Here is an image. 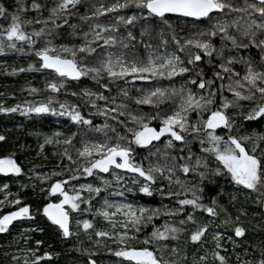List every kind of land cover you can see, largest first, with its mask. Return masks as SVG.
<instances>
[{"label":"snow or ice","instance_id":"snow-or-ice-1","mask_svg":"<svg viewBox=\"0 0 264 264\" xmlns=\"http://www.w3.org/2000/svg\"><path fill=\"white\" fill-rule=\"evenodd\" d=\"M80 0H59L53 8L49 10V16L44 18V21L51 20V29H58L60 25L56 23V16L63 15L65 9L70 5L75 6ZM33 9L41 8V5L33 0L31 5ZM133 7L138 9V12H134L129 15H116L115 20L125 24L132 25L137 21H142L140 29L141 36L149 34L154 25L151 21L159 20L163 24H169V16L176 14L178 16L186 18L207 19L210 22V27H206L204 31L193 33L190 37L181 38L178 37L175 32L171 34L172 40L175 42L177 48L181 52L187 53V64L196 65V62L202 61L205 57L208 58V63H212L213 53L217 57H223L222 48H217L211 38L220 35L221 41L227 40L231 42L233 48H248L252 45L260 50L259 59L264 62V35L258 36V32L264 33V0H259V5L256 3H250L249 0H245V6H236L231 0H115V2L108 4L96 3L92 5L91 11H86L85 15L81 16L82 20H88L90 18L100 17L105 13L115 12L117 9H125ZM227 9L228 13H244L245 17H252V12L248 9H252L255 13L259 14L260 19L251 18L243 30L240 32L242 37L247 38V43L243 40L238 41L235 35L229 34V27L239 30V21L242 17L236 16L232 19H228V13L224 10ZM23 11V6H19L16 12L10 14V22L5 25H0V52L5 50V45L8 48H16V41H26L29 45H33L36 41L32 38L33 35L40 37L46 35L45 28L33 29L32 34L25 31L24 25L32 23H40L39 20H33L31 18L21 20L20 13ZM7 9L2 3H0V17L5 16ZM215 14H220L215 16ZM67 23V21H62ZM73 29L76 25L71 26ZM118 25L115 23H96L93 22L88 27L87 31L79 33L83 37V41L79 45H67L61 44L59 46L53 44L52 40H47L43 47L34 49L35 55L40 58V68L52 69L58 74L59 77H71L78 79L81 76H91L93 80H99L101 73H105L109 81H115L117 79L125 80H142L147 81L153 78H172L179 74H184L190 71L189 67L185 66L181 57L175 52H168L167 54L153 55L152 51H149L146 58H141L137 55H133L128 58L123 52L120 53H105V58L99 60L98 65L92 66L77 61V53H93L95 48L92 46L93 41H102L103 45H116L118 43L117 37L109 32L115 33ZM104 33L105 35H101ZM77 35L75 31L72 33ZM207 35L208 38H203ZM91 36V39L89 38ZM127 37L135 39L132 31H127ZM163 41V36L161 33ZM181 39L183 42L181 43ZM120 46L122 48L129 47L125 42V37L121 36L119 39ZM145 48L152 49V45L147 41H142ZM195 49V51H193ZM133 50L135 46L133 45ZM23 51V49H21ZM63 53V55L61 54ZM83 60V57H81ZM233 62L244 63L245 71L242 76L230 65ZM32 64L28 65L31 69ZM223 71L230 73L228 76L227 85H221V89L227 87L228 91L233 93V98H226L221 91L220 104L218 107L213 108L215 103V95L217 90L210 88L204 91L205 85H212L211 78L204 79L203 72L197 68L201 78L199 80L198 88L201 91L200 94L194 93L191 89L181 87L176 89L155 87L152 89L142 90L141 95L131 97L137 105H153L159 106L164 100H169L174 96H179L180 103L175 108L169 109L168 112H157L156 116L152 115H134L131 111L125 112L128 105L124 102H117L115 97L111 99L104 96L101 92H92L87 89H82V93L89 104L96 109L97 114L108 117L112 116L113 120H118L117 115L113 113H119L120 115H127L133 122L135 127H127V131L131 133L130 137L116 133V143H110L111 137L106 138L103 142H86L81 148L77 149L78 155L82 158V172H77V175H91L94 170H99L103 173H108L110 169L125 170L129 174L130 179H125V175L119 174L116 171H112L113 178L117 181H123L124 185H132L127 187L128 192L138 191L139 193L151 196L153 194L152 185L158 178L166 179L169 187L165 189L163 184L160 185L159 194L161 196L177 197V203L180 207L167 208V215H174L178 212H184V206H192L193 210L203 209L205 212L215 216L217 215L216 208L213 206L200 203L201 197L196 194V186H187L179 176L175 177L173 181V175L176 170L179 169L185 174L190 172H197L202 166L207 169L208 165L205 158L199 155L195 156V160H192L194 153L188 150L187 156L172 155L171 160L164 163H149L147 167L142 162H138L134 158V148L131 146L135 144L137 146L152 145L153 141H159L161 137L166 134L168 139L164 141V147L174 148L176 145L174 142H181V149H183L186 143H189L187 133L197 134L192 139H199L201 144V150L205 153H211L218 166L213 172L216 175L224 173L230 175L231 179L238 185L244 186L246 189L253 191H260L261 196L257 199L264 198V147H261V143L264 142V134L253 131L250 135H235L232 134V129L236 121L232 120L227 114L226 110L230 105H239L240 100H255L256 103L249 108L248 112L244 114V120L248 122L256 121L258 118L264 120V66L257 68L255 63L250 57H236L228 55L226 60L221 59L218 65ZM13 72L23 71V69H12ZM214 76L217 78H223L222 72H214ZM240 76L238 79L233 77ZM192 83L196 82L195 77H189ZM63 87V79L58 83L49 81L46 83V88L57 91ZM102 88H109L108 83H102ZM32 92H37L38 89L29 85ZM259 93V96L256 94ZM77 95V93H72ZM119 94L123 97H129V91L127 87L121 88ZM97 98L105 100L102 106H97ZM52 97H49L46 101L40 103H28L24 105H16L13 107H5L0 102V113L14 112L18 109L24 113H57L58 109L52 106ZM109 103L114 104L115 107H109ZM195 111L197 119L190 122L189 113ZM207 113L206 119L203 118ZM59 114L69 117L72 122L77 124L83 123L84 125H90L91 120L82 115L81 110L76 104H66L61 102L59 104ZM159 119V127H154L149 121ZM124 124V121H119ZM223 126L229 129L227 138L223 135H217L216 130ZM109 125L105 124L97 126L98 130L108 128ZM115 131V129H113ZM204 132V136L198 134ZM77 133L73 132L68 135L64 140V144H70L74 136ZM54 136H60V132H55ZM254 137V138H252ZM4 135H0V141L5 140ZM128 141V143H121L120 141ZM250 141V145H246L245 142ZM51 137H45L44 143H51ZM44 143L40 145L43 149ZM61 143V141H57ZM207 145L206 147L204 145ZM159 152V149H157ZM157 152H152L151 155H156ZM164 157L169 156L167 151L160 153ZM63 155L67 156L69 160H72V156L69 155L68 149H64ZM22 168L18 164L17 160L13 158L11 154L0 155V173H21ZM201 178L205 176V172L200 171L198 173ZM47 179L46 176L41 177ZM68 180L73 179L72 176L67 177ZM178 184L180 187L173 192L171 185L173 183ZM65 181L55 180L51 184L50 192L59 193L62 197L57 202L49 201L45 203L42 208L43 214L49 221L54 223L62 231L63 236L67 237L72 235L70 230V216L68 209L65 205L70 206L75 210L78 208V200L81 198V191L73 190L70 194L62 186ZM110 182L102 178V185L94 186L92 184H80L79 189H86L90 193H99L101 187L107 186ZM138 187H133L137 186ZM7 188V185H3ZM182 190V191H181ZM192 193V198L183 196L184 193ZM123 195V193H120ZM91 199V196L88 197ZM88 200H84L87 203ZM5 203L10 205H17L15 210L6 211L0 214V233L5 232L8 226L16 219L31 216L30 206L27 203L21 205L20 198L8 200H0V208H3ZM212 204H216L215 198L212 199ZM111 209V210H110ZM89 209H85L88 211ZM242 211V210H241ZM96 213L99 214L105 221H109L112 229L117 227L123 229L122 231H109V230H96L95 235L97 237H111L114 236L118 247L108 248L109 252H112L115 257L120 258L116 264H182L180 257L186 256V252L182 251L175 244L171 245V252L169 256L176 257L175 259H167L164 256V249H167L169 245L162 243L163 241L171 238L176 240L179 238L178 234L184 231V228L178 227L173 223L165 222L163 225L154 226L151 233H148L143 238V246H136L132 241H139L140 237L136 233L141 231L140 225L142 223H148L153 217L161 214V210L157 208H147L143 205H134L132 203H115L105 200L101 207L96 209ZM119 215L123 218L122 221L116 222L114 218ZM187 221H191L195 224V217L192 212L187 213ZM239 220V217H237ZM186 221L181 220L180 224H184ZM77 225L82 227L85 231L94 227L93 221L89 219L77 220ZM223 223H231L230 219H226ZM207 224H198L190 233L189 239L193 243L202 241V237L205 234ZM134 229V231H130ZM235 236L241 237L245 228L236 223L234 226ZM221 233L216 232L213 239L216 240V249L222 247L220 244ZM232 239V237H229ZM42 241L37 240L36 244H41ZM99 243V241H98ZM152 245H155L154 247ZM29 252H33L32 249H28ZM50 252L45 251L43 257H49ZM211 255L220 261V264H227L225 256L221 255L219 251L213 250ZM264 256V252H262ZM17 259V257H13ZM41 256H35V261H40ZM207 256H201L199 260L201 262L207 260ZM35 261L25 258L24 264H35ZM88 264H96V261L89 257ZM193 264H197L196 261ZM251 264V262H248ZM257 264H264V258L260 259Z\"/></svg>","mask_w":264,"mask_h":264},{"label":"trees","instance_id":"trees-1","mask_svg":"<svg viewBox=\"0 0 264 264\" xmlns=\"http://www.w3.org/2000/svg\"><path fill=\"white\" fill-rule=\"evenodd\" d=\"M38 4L41 5L39 9H33L31 7L33 0H0V3L4 5L7 9L5 16L0 17V25H7L10 22V14L16 12L19 6H23V11L20 13L21 20L31 18L33 20H39L40 23H32L24 25L25 31L32 34L33 29H39L41 27L45 28L46 35L32 38L36 41L35 44L29 45L26 41H16V48H8L5 45V50L0 52V102L5 107H13L16 105H24L28 103H40L46 101L49 97H52V106L58 109L57 113L47 112V113H24L22 110L18 109L14 112L0 113V135L6 137L5 140L0 141V155L11 154L14 159L17 160L18 164L22 168L21 173H12L0 175V200L5 196H8V200L20 198L21 205L27 203L30 206V210H35L31 213L32 219L30 225L36 227L35 230L28 233L29 239L27 241L28 247L35 249L36 252L27 257L29 260L35 261V256H41L40 261H35V264H88L89 257L94 259L96 263L102 260L103 264H112L111 261L117 262L120 258L115 257L112 252L107 249L110 244L106 242L96 241V245L93 246L91 243H85L82 239V235H70L63 236L62 231L57 225L52 223L43 214L42 208L45 203L49 201L55 202L57 196L50 193L51 184L55 180L59 179L65 181L63 184L67 189L78 190L82 182L91 181L94 186L102 184V178L107 179L109 184L118 185V192L123 193L121 195L124 199L136 202L140 205L146 206L147 208H157L161 210V214L152 218L148 223H142L140 225L141 231L136 233L140 240L137 241L140 244L138 246H143V238L146 234L151 233L154 226L163 225L166 221L173 223L178 227L184 228V231L179 233V238L172 240L171 238L163 241L162 243H167L169 247L164 249V256L167 259H175L174 256H169L171 252V245L175 244L182 251L186 252V256L180 257L182 264H187L189 259L188 256L192 255L191 247H195L200 244L193 243L188 237L191 232H189L188 227H193V225L205 224L209 219H215L221 223L226 219H230L231 223H223L226 233H228L236 242L232 245H225L223 240H220L221 248L216 249V245L213 244V248L219 251L221 255L225 256L229 254L227 264H233L232 259L237 253L239 257L243 260V264H257V262L264 258L262 252H264V213L262 211V200L257 198L261 196L260 191H253L246 189L242 185H237L230 177L224 173L219 175L214 174L213 170L221 165H218L215 157L211 153H205L201 150V144L199 139H192L193 133H187L189 138V143H186L181 149V142H174V148L166 149L164 147V141L168 139V136L161 141L152 142L150 147L148 146H137L132 144L134 148V158L138 162H142L145 167L149 163H159L164 164L171 160L172 155H185L187 156L188 150H191L194 155L192 160H195V156L199 155L206 159L207 169L200 167L197 172H190L188 174L183 173L179 169L176 170L173 175V181L175 177L179 176L185 185L191 187L196 186V194L201 197L200 203H204L209 206L216 208L217 215L213 216L203 209L193 210L192 206H184V212H178L174 215H167V208L180 207L177 203V197L161 196L158 189L160 185L163 184L165 189L169 187L166 179L158 178L157 181L152 185L154 191L151 196L139 193L138 191L128 192L126 189L132 185H124L123 181L117 182L113 176L112 171H116L119 174L125 175V179H130L129 174L123 170L110 169L108 173H100L94 170L91 175H77V172H82V158L79 157L77 149L81 148L86 142H103L106 138L111 137L110 143H116V133L119 132L127 137L131 136V133L127 131V127H135L136 125L129 119L127 115H120L119 113H113L112 115H117L118 120H113L112 116L109 115L105 117L99 115L96 109L92 107L91 104L87 102L85 96L82 93V89H87L92 92H101L104 96L115 97L117 102H124L128 105V108L124 111H131L134 115H152L156 116L157 112H168L169 109L175 108V106L180 103L179 96H174L169 100H164L159 104V106L153 105H137L131 97L141 95L142 90L152 89L155 87L161 88H171L175 87L180 89L181 87L191 89L194 93L200 94L202 90L198 88L199 80L201 78L197 68L203 72V78H211L212 85H205L204 91L210 88H215L217 94L215 95V103L213 108L218 107L220 104V94L228 98H233V93L228 91L227 87L221 89V85H227L228 76L230 73L220 69L218 65L221 59L227 58L228 55H233L236 57H250L255 63L256 67L259 69L264 66V62L259 59L260 50L252 45L248 48H233L231 42L224 40L221 41L220 35L211 38L212 43L217 48H222L223 57H217L213 53L212 63H208V58L205 57L202 61L196 62V65L187 64V53L181 52L177 48L175 42L172 40L171 34L175 32L178 37L185 38L192 36L193 33H198L204 31L206 27H210V22L207 19L201 21H189L182 18H176L169 16V24L165 25L159 20L151 21L154 25L153 30L144 36H141L140 29L142 26V21H137L132 25H125L115 20L116 15H129L134 12H138V9L133 7L125 9H117L112 13H105L100 17L90 18L88 20H82L81 16L86 14V11H91L92 5L96 3H103L106 6L110 3L115 2V0H80L75 6H69L65 9L63 15L56 16V23L60 25L58 29H51V20L44 21L45 17L49 16V10L53 8L59 0H36ZM231 2L236 6H245V0H231ZM250 3H255L251 2ZM228 13V10H224ZM250 12V11H249ZM252 12V17H245L244 13H228L227 18L230 20L236 16L242 17L239 21V30L229 27V34L235 35L237 40H243L247 43V38L242 37L240 32L246 25L245 22L249 21L251 18L260 19L259 14ZM219 16L220 14H215ZM62 21H67V23H62ZM96 23H115L118 25L115 33L112 34L117 37L118 43L116 45H103L102 41H93V47L95 52L93 53H77V61L82 62L87 65L96 66L99 60L105 58V53H120L123 52L128 58L133 55H137L141 58H146L149 51H152L153 55L162 54V49L173 50L177 55H179L184 62L185 66L189 67L190 71L184 74H179L176 77L167 78H153L151 80H125L117 79L115 81H109L105 73H101L99 80H93L91 76H81L78 79L71 77L61 78L58 74L54 72H48L40 68V58L35 55L34 49L43 47L47 40H52L53 44L59 46L61 44L79 45L83 41V37L79 35L84 31H87L90 24ZM76 25L73 29L71 26ZM73 31L77 35H73ZM127 31H132L135 39L127 37ZM161 33L163 36V41L161 38ZM101 35H105L102 33ZM264 35V33L258 32V36ZM121 36L125 37V42L128 43L129 47L122 48L119 43ZM91 39V36L89 37ZM203 38H208L207 35ZM142 41H147L152 45V49L145 48ZM183 39H181V43ZM133 45L135 50H133ZM23 49V51H21ZM195 51V49H193ZM63 55V53H61ZM83 57V60H81ZM32 64L31 69L28 65ZM240 74L243 75L245 71V64L233 62L230 65ZM12 69H23V71L13 72ZM214 72H222L223 78H217L214 76ZM240 76L233 77V79H238ZM189 77H195L196 82L192 83ZM63 79V87L59 88L57 91L53 92L46 88V83L49 81L59 82ZM102 83H108L109 88L105 89L101 87ZM29 85L38 89L37 92H32ZM127 87L129 91V97L125 98L119 94L121 88ZM72 93H77L73 95ZM259 96V93L256 94ZM63 102L66 104H76L81 110L82 115L88 117L91 120L90 125H84L83 123H75L70 120L69 117L59 114V104ZM108 103L105 100L97 98V106H102ZM255 100H240L239 105H230L226 110L227 114L232 120L236 121L234 124L232 134L235 135H250L253 131L264 134V120L259 118L256 121L248 122L244 120V114H246L249 108L255 104ZM109 107H115L114 104L109 103ZM207 113L204 114L206 119ZM190 122L197 119V114L193 110L189 113ZM119 121H124L121 124ZM154 127H159V119L149 121ZM109 125L108 128L98 130L97 126ZM115 129V131H113ZM60 132L61 135L56 139L52 140L51 144L45 146V148L37 153L38 147L35 143V139L43 134H54L55 132ZM229 129L219 127L216 130L217 135H223L227 138ZM77 133L73 137L70 144H64L63 140L71 133ZM199 136H204V132L198 134ZM254 138V137H252ZM61 143H57V141ZM121 143H128V141H120ZM246 145H250V141L245 142ZM207 146L206 144L204 145ZM261 147H264V142L261 143ZM68 149L69 155L72 156V160H69L67 156L63 155L64 149ZM159 149V152H157ZM167 151L169 156L164 157L160 153ZM152 152H157L156 155H151ZM200 171L205 172L203 178L198 174ZM46 176L47 179H42L41 177ZM72 176L73 179L68 180L67 177ZM7 185L4 188L3 185ZM133 187H138L133 186ZM180 186L175 182L171 185V189L175 192ZM82 191V190H79ZM182 191V190H181ZM82 193V192H81ZM101 193L91 194V199L87 203L78 204V210L88 209V204L92 201L100 200ZM10 194V195H9ZM192 198V193H184L183 196L179 198ZM215 198L216 204H212V199ZM17 205H8L0 208V214L6 211H11L15 209ZM242 210V211H241ZM192 212L195 217V224L191 221L186 220L187 213ZM239 217V220H237ZM91 216L89 217V220ZM181 220H185L184 224H180ZM24 221V220H23ZM16 223L8 227L6 232L0 233V264H24L25 258L11 259L9 257L8 249L9 244L6 242L7 234L13 232L16 228H22L27 223ZM93 221L94 227L85 231L92 232L95 235L96 224ZM236 223L241 224L245 228V232L241 237L235 236L234 226ZM208 228L205 231L207 232ZM134 231V229H130ZM6 233V234H5ZM202 237L203 238L205 237ZM96 236V235H95ZM94 239V238H93ZM42 241L41 244L37 245L36 241ZM98 240V239H94ZM115 245L118 244L115 241ZM153 247L155 245H152ZM233 249V251L231 250ZM48 251L51 253L49 257H43V253ZM198 257L192 259V264L197 261ZM217 260V259H216ZM218 264H220V261ZM98 264V263H97Z\"/></svg>","mask_w":264,"mask_h":264},{"label":"rangeland","instance_id":"rangeland-1","mask_svg":"<svg viewBox=\"0 0 264 264\" xmlns=\"http://www.w3.org/2000/svg\"><path fill=\"white\" fill-rule=\"evenodd\" d=\"M248 11L251 12V9H248ZM248 22V21H247ZM245 22V23H247ZM162 54H167L168 52H174L173 50L167 49L164 50L162 49ZM51 137L52 140H54V138H58L59 136H54L53 134H43L37 137V139H35V143L37 145V153H40L45 146L51 144V143H44V139L45 137ZM44 143V147L43 149L40 148V145ZM97 172H100L99 170H96ZM125 171V170H123ZM102 174H104L103 172H100ZM8 174H12V173H7ZM235 182V181H234ZM236 183V182H235ZM82 184H91V181H85L82 182ZM237 184V183H236ZM102 185V184H101ZM238 185V184H237ZM64 187V189L66 191H68L70 194L73 192V190H71L72 188L67 189L64 185H62ZM100 186V185H97ZM78 190H81L78 188H76ZM118 185L116 186V184H108L107 186H103L101 187L100 192L101 193V199L100 200H94L92 202H90L88 204V209L89 212H84L83 209H71L70 206L65 205V208L68 209L69 211V216H70V230L72 231L73 235H78L81 234L82 235V239L85 243H91L93 244V246L96 245V241H100L103 243H107L110 244L109 248H117L118 246L115 245V237L111 236V237H97L95 235H93L92 232H85L84 229L80 226L77 225V220H83V219H89V217L91 216V220L95 221V226H96V230H109V231H122L123 229L117 227L116 229H112L110 226L109 221H105L99 214L96 213V209L98 207H101L103 202L105 200H108L109 202H115V203H132L134 205H140L136 202L133 201H129L124 199L121 195H119L120 193L118 192ZM82 195L81 198L78 200V204L82 203V200L87 199L89 196L92 197V193L88 192L86 189L82 190ZM51 193V192H50ZM54 196H57V198L55 199V202H57L59 199H61L62 197L60 196L59 193H51ZM10 195V194H9ZM8 199V196H5ZM5 197L1 200H5ZM85 198V199H84ZM9 204L5 203L4 206H8ZM17 206H15L16 208ZM146 207V206H145ZM111 210V209H110ZM262 211L264 213V198L262 200ZM31 213H34L35 210H30ZM32 219V215L29 217H26L23 221V223H27V225H25L22 228H16L13 232H11L10 234H7L6 237V242L7 244H9V249H8V255L11 259H13V257H17L18 258H26L31 254H34L36 252L35 249H32L33 252H29L28 249H31L30 247H28L27 241L29 239L28 233L32 232L33 230L36 229V227H32V225H30V221ZM114 220L116 222H120L123 220V218L119 215H117ZM205 224L208 225V230L205 234V237L203 238L202 242L198 245H196L195 247H191V252L192 255L188 256L187 258L189 259V261L187 262V264H192V259L195 257H198L197 264H218V261L211 255V252L214 250V245H216V240L213 239L214 235L216 232H220L221 236L219 238V240H223V243L227 246L234 244V242H236L233 238L229 239V237H231L228 233H226V229H225V225L215 219H209ZM196 227V225H193V227H188V231L191 232L194 228ZM6 232V231H5ZM7 233V232H6ZM5 233V234H6ZM98 239V240H94V239ZM133 244H135L136 246H138L140 243L137 241H132ZM233 251V249H231ZM236 255L234 256V258L232 259V263L233 264H243V260L239 257V255L237 253H235ZM201 256H207L208 259L201 262L199 260V258ZM226 258H229V254L225 255ZM226 261H228V259H226ZM98 264H103L102 260L97 262ZM112 264H116L115 261H111Z\"/></svg>","mask_w":264,"mask_h":264},{"label":"water","instance_id":"water-1","mask_svg":"<svg viewBox=\"0 0 264 264\" xmlns=\"http://www.w3.org/2000/svg\"><path fill=\"white\" fill-rule=\"evenodd\" d=\"M170 16H172V17H176V18H182V19H186V20H189V21H194V22H197V21H201V20H203V19H196V18H186V17H182V16H178V15H176V14H171ZM44 70H46V71H48V72H54L55 73V71L54 70H52V69H44ZM220 127H222V126H220ZM167 137V134L164 136V137H161V139L159 140V141H161V140H163L164 138H166ZM153 142H158V141H153ZM0 175H5V173H0ZM15 210V209H14ZM26 217H23V218H18V219H16V220H14L8 227H10V226H12L13 224H16V223H20V222H22L24 219H25ZM97 264V263H96Z\"/></svg>","mask_w":264,"mask_h":264},{"label":"flooded vegetation","instance_id":"flooded-vegetation-1","mask_svg":"<svg viewBox=\"0 0 264 264\" xmlns=\"http://www.w3.org/2000/svg\"><path fill=\"white\" fill-rule=\"evenodd\" d=\"M251 2H255L257 5H259V0H250ZM251 11H253L252 9H251Z\"/></svg>","mask_w":264,"mask_h":264}]
</instances>
